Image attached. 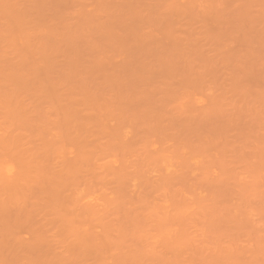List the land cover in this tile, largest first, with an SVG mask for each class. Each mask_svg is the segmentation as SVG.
Segmentation results:
<instances>
[{
	"label": "rangeland",
	"instance_id": "obj_1",
	"mask_svg": "<svg viewBox=\"0 0 264 264\" xmlns=\"http://www.w3.org/2000/svg\"><path fill=\"white\" fill-rule=\"evenodd\" d=\"M37 1L0 0V264H264V0Z\"/></svg>",
	"mask_w": 264,
	"mask_h": 264
},
{
	"label": "bare ground",
	"instance_id": "obj_2",
	"mask_svg": "<svg viewBox=\"0 0 264 264\" xmlns=\"http://www.w3.org/2000/svg\"><path fill=\"white\" fill-rule=\"evenodd\" d=\"M35 1H36V0H35ZM38 1H39V0H38ZM38 1H37V2H38ZM54 1H56V0H54ZM63 1H64V0H63ZM63 1H62V2H63ZM81 1H82V0H81ZM85 1H86V0H83L82 2H85ZM87 1H88V0H87ZM39 2H40V1H39ZM49 2H50V1H49ZM76 2H77V1H76ZM79 2H80V1H79ZM40 3H41V2H40ZM40 3H39V4H40ZM60 3H61V2H60ZM42 4H43V3H42ZM49 4H51V3H49ZM57 4H58V3H57ZM74 4H75V3H74ZM80 4L82 5V3H80ZM80 4H79V5H80ZM114 4H116V1H115ZM40 5H41V4H40ZM44 5H45V4H44ZM79 5H78V6H79ZM46 6H47V2H46ZM48 6H49L50 8H52L51 6H56V5H48ZM73 6L75 7V6H77V5H73ZM11 7H12V6H11ZM55 8H56V7H55ZM55 8H54V10L56 11ZM66 8H68V7H66ZM45 9H47V11H48L49 8L46 7ZM76 11L78 12V10H76ZM19 12H20V10H19ZM19 12H18V14H20ZM27 13H28V12H27ZM78 13H79V12H78ZM28 15H29V14H28ZM77 15H78V17H79L80 14H77ZM98 15H99V13H98ZM100 15H101V13H100ZM86 16H87V15H86ZM101 16H102V15H101ZM109 16H110V15H109ZM5 17L7 18V16H4V19H5ZM81 17H82V16H81ZM94 17H95V16H94ZM94 17H93V18H94ZM98 17H100V16H98ZM98 17H97V18H98ZM102 17H104V16H102ZM110 17H113V15L110 16ZM110 17H109V18H110ZM117 17H118V16H117ZM83 18H84V16H83ZM119 18H120V17H119ZM9 19H10V17L8 18V20H9ZM101 19H102V18H101ZM111 19H112V18H111ZM116 19H117V18H116ZM5 20H6V19H5ZM8 20H7V22H8ZM10 20H11V19H10ZM84 20H87V18L84 19ZM94 20H96V18H95ZM118 20H120V19H118ZM92 21H93V20H92ZM97 21H98V20H97ZM97 21H95V22H97ZM99 21H101V20H99ZM105 21H106V20H105ZM113 22H114V21H113ZM117 22H118V21H117ZM125 22H126V21H125ZM87 23H88V21H87ZM92 23H93V22H92ZM100 23H101V22H100ZM120 23H122V21H121ZM59 24H60V23H59ZM111 24H112V23H111ZM118 24H119V23H118ZM61 25H62V22H61ZM103 25H104V24H103ZM123 25H124V24H123ZM126 25H127V24H126ZM96 26H97V25H96ZM100 26H101V25H100ZM61 27H63V26H61ZM97 27H98V29H100L99 26H97ZM97 27H96V28H97ZM101 28H102V26H101ZM60 29H61V28H60ZM62 29H63V28H62ZM62 29H61V30H62ZM74 29H75V28H74ZM102 30H103V29H102ZM102 30H101V31H102ZM62 31H63V30H62ZM73 31H74V30H73ZM76 31H77V30H76ZM98 32H100V30H97V33H98ZM99 34H100V33H99ZM77 35H78V33H77ZM43 36H44V35H43ZM79 36H80V35H78V37H79ZM81 36H83V35L81 34ZM45 37H46V36H45ZM72 37H73V36H72ZM258 38H260V37H258ZM74 39H75V38H74ZM81 39H83V37H81ZM86 39H87V38H86ZM42 40H43V38H42ZM83 40H84V39H83ZM75 41H76V40H75ZM80 41H81V40H80ZM6 45H8V44H6ZM3 46H5V44H4ZM8 46H9V45H8ZM42 46H43V45H40L39 47L41 48ZM39 47H38V48H39ZM49 47H50V46H49ZM149 47H150V46H149ZM154 47H155V46H154ZM154 47H153V48H154ZM5 48H6V46H5ZM5 48H4V50H5ZM8 48H9V47H8ZM38 48H37V49H38ZM43 48H45V47H43ZM161 48H162V47H161ZM163 49H164V48H163ZM168 49H169V48H168ZM173 49H174V48H173ZM174 50H175V49H174ZM174 50H173V51H174ZM54 51H55V49H54ZM134 51H135V50H134ZM134 51H133V52H134ZM137 51H138V50H137ZM137 51H136V52H137ZM166 51L168 52V50H166ZM57 52H58V51H57ZM136 52H135V54H136ZM167 52H165V53H166V56H168V55H167ZM58 53H59V52H58ZM148 53H150V52H148ZM160 53H162V51H161ZM169 53H170V52H169ZM137 54H138V53H137ZM155 54H156V53H155ZM163 54H164V53H163ZM151 55H152V54H151ZM151 55H150V56H151ZM164 55H165V54H164ZM172 56H174V55H171V56H169V57H172ZM136 57H138V56H136ZM148 58H149V55H148ZM6 59H7V58H6ZM171 59L174 60V58H171ZM202 60H203V59H202ZM200 61H201V60H200ZM0 62H4V60H3V61L0 60ZM175 62H176V61H175ZM183 62H184V61H183ZM189 62H191V61H189ZM202 63H203V62H202ZM1 64H2V68H3V64H4V63H1ZM58 64H59V63H58ZM74 64H75V63H74ZM181 64H182V63H181ZM190 64H191V63H189V65H190ZM193 64H194V61H193ZM59 65H60V64H59ZM184 66H185V64H184ZM191 66H192V64H191ZM56 67H57V66H56ZM196 67H197V66L195 65V68H196ZM54 68H55V67H54ZM71 68H72V67H71ZM177 68H178V67H177ZM92 69H93V68H92ZM94 69H95V68H94ZM94 69H93V70H94ZM188 69H189V68H188ZM193 69H194V68H193ZM61 70H62V69H61ZM64 70H65V69H64ZM64 70H63L62 72H64ZM71 70H72V69H71ZM165 70H167V69H165ZM5 71H6V70H5ZM5 71H4V72H5ZM89 71H91V70H89ZM89 71H88V72H89ZM210 71H211V70H210ZM51 72H52V71H51ZM58 72H59V71H58ZM62 72H61V73H62ZM80 72H81V70L78 72V75H81ZM5 73H6V72H5ZM7 73H8V72H7ZM7 73L5 74V76L7 75ZM61 73H60V74H61ZM83 73H84V72H83ZM89 73H92V72H89ZM94 73H95V72H94ZM94 73H92L91 75H93ZM179 73H180V72H179ZM9 74H10V72H9ZM9 74H8V75H9ZM12 74H13V73H12ZM51 74H52V73H51ZM57 74H58V73H57ZM63 74H64V73H63ZM63 74H62V75H63ZM180 74H181V73H180ZM182 74H183V73H182ZM190 74H191V73H190ZM190 74H189V75H190ZM3 75H4V73H3ZM8 75H7L6 77L9 78ZM32 75H33V74H32ZM64 75H67V74H66V71H65V74H64ZM85 75H86V73H85ZM85 75H84V76H85ZM89 75H90V74H89ZM95 75H96V74H95ZM97 75H98V74H97ZM37 76H38V75H37ZM37 76H35V77H37ZM68 76H69V74H68ZM98 76H99V75H98ZM1 77H2V76H1ZM27 77H28V76H27ZM35 77H34L33 80H35ZM45 77H46V76H45ZM79 77H81V76H79ZM85 77H86V76H85ZM138 77H139V76H138ZM10 78H11V74H10ZM12 78H13V77H12ZM12 78H11V79H12ZM18 78H19V77H18ZM81 78H82V77H81ZM81 78H80V80H81ZM87 78H88V75H87ZM87 78L84 79V81H89V80H88L89 78H88V79H87ZM96 78H97V76H96ZM3 79H4V78H3ZM5 79H6V78H5ZM20 79H21V77H20ZM45 79H46V78H45ZM45 79H44V80H45ZM82 79H83V78H82ZM90 79H91V77H90ZM141 79H142V78H141ZM145 79H146V78H144V80H145ZM6 80H7V79H6ZM16 80H17V77H16ZM26 80H27V79H25V81H26ZM30 80H31V82L33 81L31 78H30ZM142 80H143V79H142ZM142 80H140V82H141ZM144 80H143V81H144ZM0 81H1V79H0ZM3 81H4V80H3ZM14 81H15V79H14ZM14 81H13L12 83H15V85H16L17 83H16V81H15V82H14ZM23 81H24V80H23V78H22V81H20V82L22 83ZM25 81H24V82H25ZM42 81H43V80H42ZM138 81H139V80H138ZM4 82H8V80H7V81H4ZM18 82H19V81H18ZM20 82H19V83H20ZM28 82H30V81H28ZM28 82H27V85H29ZM82 82H83V81H82ZM34 83H35V81H34ZM36 83H37V80H36ZM36 83H35V84H36ZM38 83H39V81H38ZM4 84H5V83H4ZM9 84H11V83H9ZM22 84H24V83H22ZM22 84H21V85H22ZM30 84H32V83H30ZM45 84H46V83H45ZM139 84H140V83H139ZM12 85H13V84H12ZM17 85H18V84H17ZM27 85H26L25 87H27ZM8 86H9V85L7 84V86H5V87L7 88ZM10 86H11V85H10ZM13 86H14V85H13ZM18 86H19V85H18ZM18 86H17V87H18ZM12 88H13V87L11 86V89H12ZM18 88H19V87H18ZM20 88H22V86H21ZM23 88H24V87H23ZM16 89H17V88H16ZM12 90H13V89H12ZM0 92L2 93L1 89H0ZM4 92H5V91H4ZM1 93H0V94H1ZM1 96H2V95H1ZM6 96H7V94H6ZM4 97H5V94H4ZM5 98H7V97H5ZM5 98H4V99H5ZM11 98H12V97H11ZM8 99H10V98H8ZM11 101H12V100H9V102H11ZM187 112H188V111H187ZM187 112H186V113H187ZM8 118H9V117H8ZM10 119H11V118H10ZM182 119H183V117H182ZM94 126H95V125H94ZM11 127H12V126H11ZM77 127H78V126H77ZM97 127H98V126H97ZM100 127H101V126H100ZM66 128H67V127H66ZM64 129H65V127H64ZM101 129H102V128H101ZM101 129H100V130H101ZM75 130H76L75 132H77V129H75ZM70 131H71V130H70ZM72 131H73V130H72ZM79 131H80V130H79ZM81 131H83V130H81ZM81 131H80V132H81ZM101 131H102V130H101ZM101 131H100V132H101ZM75 132L73 131L74 134H75ZM87 133L90 134L89 132H87ZM180 133H181V132H180ZM180 133H178V134L180 135ZM185 133H186V132H185ZM76 134H77V133H76ZM78 134H79V133H78ZM81 134H82V133H81ZM70 135H73V134L70 133ZM82 135H85V134L83 133ZM184 135H185V134H184ZM184 135H183V136H184ZM76 137H77V136H76ZM74 138H75V137H74ZM31 139H32V137H31ZM75 139H76V138H75ZM32 140H33V139H32ZM54 140H55V139H54ZM30 141H31V140H30ZM34 141H35V140H34ZM34 141H32V142H34ZM72 141H73V140H72ZM72 141H71V142H72ZM36 142H37V141H36ZM36 142H34V143H36ZM32 144H33V143H32ZM83 146H84V145H83ZM87 146L90 147V145H87ZM44 147H45V145H44ZM36 148H37V147H36ZM40 148H42V147H40ZM103 148H104V147H103ZM104 151H107V150H104ZM84 153H85V152H84ZM84 153H83V154H84ZM55 154H56V153H55ZM52 155H54V153H52ZM56 155H57V154H56ZM56 155H54V156H56ZM86 155H87V152H86ZM86 155H85V156H86ZM44 156H46V155H44ZM40 157H41V156H40ZM43 158H44V157H43ZM54 158H55V157H54ZM56 158H57V159H60V158H58V157H56ZM86 158H88V157H86ZM38 159H39V158H38ZM62 159H63V157H62ZM84 159H85V158H84ZM44 160H45V159H43V160L41 159V161H44ZM69 160H70V159H69ZM41 161H40V163H41ZM63 161H66V159L63 160ZM38 162H39V161H38ZM53 162H54V159H53ZM58 162H59V161H58ZM56 163H57V162H55V164H56ZM59 163H60V162H59ZM59 163H58V164H59ZM60 164H61V163H60ZM72 164H73V163H72ZM75 165H76V164H75ZM47 168H48V167H47ZM47 168H45V169H47ZM49 169H50V168H49ZM41 171H42V170H41ZM42 172H43V171H42ZM35 173H36V172H35ZM35 173H34V174H35ZM37 175H39V174L37 173ZM37 175H36V176H37ZM40 176H41V177H42V176L44 177L43 174H42V175L40 174ZM46 176L49 177L48 175H45L44 178H46ZM51 177H52V176H51ZM58 177H59V176H58ZM37 178H38V177H37ZM49 178H50V177H49ZM61 179H62V178H61ZM61 179H60V177H59V180H61ZM64 179L66 180V178H64ZM68 179H69V178H68ZM55 180H56V178H55ZM57 180H58V179H57ZM59 180H58V181H59ZM49 181H50V180H49ZM62 181H63V180H62ZM70 181H71V180L68 181V184L71 183V185H72V182H74V181H71V182H70ZM65 182H66V181H65ZM147 183L151 185V182H150V183L147 182ZM147 183H146V184H147ZM58 184H59V183H58ZM63 184H64V182H63ZM63 184H62V185H63ZM74 184H75V183H74ZM119 184H120V183H119ZM148 184H147V185H148ZM54 185H55V183H54ZM54 185L52 184V186H54ZM56 185H57V184H56ZM62 185H61V186H62ZM122 185H123V183H122ZM41 186H43V185H41ZM52 186H51V189H52V188H55V187H52ZM64 186H67V185L64 184ZM64 186H62V187H64ZM148 186H149V185H148ZM44 187H45V185H44ZM57 187H58V185H57ZM57 187L55 188L56 190H57ZM62 187H61V188H62ZM71 188H72V187H71ZM149 188H150V187H149ZM29 189H30V188H29ZM39 189H40V188H39ZM51 189H50V191H51ZM31 190H34V189L31 188ZM40 190H42V189H40ZM45 190H46V189H45ZM45 190H43V192H44ZM48 190H49V187L47 186V191H48ZM60 190H61V189H60ZM70 190H71V189H70ZM34 191H35V190H34ZM34 191H32V193H33ZM54 191H55V190H52L51 193L54 194V195H56V194L54 193ZM58 191H59V188H58ZM58 191H56V192H58ZM36 192H38V191L36 190ZM40 192H41V191H40ZM60 192H61V191H60ZM68 192H69V191H68ZM21 193H22V192H21ZM38 193H39V192H38ZM51 193H50V194H51ZM24 194H26V193H24ZM34 194H35V193H34ZM34 194H33V195H34ZM36 194H37V193H36ZM52 194H51V195H52ZM65 195H66V193H65ZM38 196H40V195H38ZM44 196H45V195H44ZM49 196H50V195H49ZM58 196L60 197L59 194H58ZM61 196H62V193H61ZM33 197H34V196H33ZM42 197H43V194H42ZM56 197H57V196H56ZM38 198H39V197H38ZM52 198H54V197H52ZM61 198H62V197H61ZM65 198H67V197H65ZM65 198H64V195H63V199H65ZM147 198H148V197H147ZM261 198H262V196H261ZM263 198H264V197H263ZM41 199H44V197L41 198ZM41 199H40V200H41ZM57 199H59V198H57ZM63 199H61V200L63 201ZM259 199H260V198H258V201H259ZM44 200H45V199H44ZM55 200H56V199H55ZM59 200H60V199H59ZM67 200H68V199H67ZM67 200H66V201H67ZM56 201H57V200H56ZM56 201H55V202H56ZM260 201H262V200L260 199ZM141 202H142V201H141ZM141 202H140V203H141ZM50 203H51V202H50ZM57 203H58V201H57ZM143 203L145 204L144 200H143ZM146 203H147V202H146ZM150 203H151V202H149V204H150ZM141 204H142V203H141ZM144 204H142V205L144 206ZM151 204H152V203H151ZM260 205H261V202H260ZM143 206H142L141 208H143L144 210L147 209V208L149 207V206H148L147 208H144ZM146 206H147V205H146ZM151 206H152V205H151ZM178 207H179V206H178ZM176 208H177V206H176ZM181 208H182V207H181ZM183 208H184V207H183ZM2 209H3V208H2ZM6 209H7V208H6ZM139 209H140V208H139ZM156 209L158 210V208H156ZM159 209L161 210V208H159ZM177 209H178V208H177ZM179 209H180V208H179ZM179 209H178V210H179ZM4 210H5V209H4ZM147 210H148V209H147ZM152 210H153V209H152ZM180 210H182V209H180ZM2 211H3V210H2ZM138 211H139V210H138ZM141 211H142V210H141ZM141 211H139V212H141ZM161 211H162V210H161ZM172 211H173V209H172ZM176 211H177V210H176ZM183 211H184V210H183ZM262 211L264 212V209L261 210L260 212H262ZM5 212H6V210H5ZM143 212H144V211H143ZM153 212H154V211H153ZM153 212L151 211V213H153ZM181 212H182V211H181ZM263 212H262V215H263ZM3 213H4V211H3ZM145 213H147V212H145ZM155 213H156V212H155ZM159 213H160V212H159ZM159 213H158V214H159ZM141 214H142V213H141ZM148 214H150V213L148 212ZM161 214H162V213H161ZM58 215H59V214H58ZM145 215H146V214H145ZM155 215H156V214H155ZM130 216H132V214H131ZM130 216H129V217H130ZM147 216H148V215H147ZM156 216H157V215H156ZM161 216L164 217V215H161ZM161 216H160V221H162V220H161ZM217 216H218V215H217ZM220 216H221V215H220ZM67 217H68V216H67ZM163 217H162V218H163ZM218 217H219V216H218ZM59 218H60V215H59ZM63 218H65V217L63 216ZM124 218H125V217H124ZM130 218L133 219V217H130ZM158 218H159V217H158ZM167 218H168V216H167ZM171 218H172V217H171ZM126 219H127V218H125L124 220H125V221H128V220H126ZM128 219H129V218H128ZM138 219H139V217H138ZM154 219H157V218H154ZM154 219H153V220H154ZM218 219H219V218H218ZM124 220H123V221H124ZM129 220H130V219H129ZM150 220H152V219H150ZM222 220H223V219H222ZM222 220H221V221H222ZM68 221H70V220L68 219ZM218 221H219V220H218ZM100 223H101V222H100ZM100 223H99V225H100ZM161 223H162V222H161ZM167 223H168V222H167ZM208 223H209V222H208ZM66 224H67V221H66ZM70 224H71V223H70ZM70 224H68V225H70ZM101 224H102V223H101ZM152 224H154V223L152 222ZM162 225H163V224H162ZM168 225H169V224H168ZM185 225H186V223H185ZM66 226H67V225H66ZM71 226H72V225H71ZM104 227H105V226H104ZM100 228H102L101 225H100ZM69 229H70V228H69ZM119 229H120V228H119ZM117 230H118V229H117ZM120 230H121V229H120ZM111 231H112V230H111ZM113 231H114V230H113ZM188 231L190 232V230H188ZM40 232H41V231H40ZM107 232H108V231H107ZM107 232H106V233H107ZM202 232H203V231H202ZM202 232H201V234H202ZM103 233H104V232H103ZM109 233H110V232H109ZM205 233H206V232H205ZM159 235H160V234H159ZM171 236H172V235H171ZM200 236H201V235H200ZM204 236H205V235H204ZM152 237H153V236H152ZM152 237H151V238H152ZM206 237H207V236H206ZM202 238H203V237H202ZM82 239H83V238H82ZM152 239H153V238H152ZM161 239H162V241L164 240L162 237H161ZM85 240H86V239H85ZM179 240H180V239H178L177 241L179 242L178 244L180 245L181 242H180ZM204 240H205V239H204ZM22 241H23V239H22ZM160 241H161V240H160ZM177 241H176V242H177ZM205 241H206V240H205ZM42 242H43V241H42ZM82 242H84V241L82 240ZM90 242H91V241H90ZM156 242H157V241H156ZM156 242H155V243H156ZM190 242H191V241H190ZM192 242H194V241H192ZM200 242H201V241H200ZM6 243H7V242H6ZM45 243H47V242H45ZM188 243H189V242H187V244H188ZM197 243H199V242H197ZM201 243H203V242H201ZM201 243H200V244H201ZM14 244H15V243H12L11 245L13 246ZM17 244H18V243H16V246H17ZM48 244H49V242H48ZM89 244H90V243H89ZM151 244H152V243H151ZM151 244H150V245H151ZM176 244H177V243H176ZM3 245H4V244H3ZM7 245H8V243H7ZM31 245H32V244H31ZM85 245H86V244H85ZM85 245H84V246H85ZM153 245H154V243H153ZM155 245H156V244H155ZM195 245H196V244H195ZM54 246H55V245H54ZM79 246H80V245H79ZM87 246H88V245H87ZM87 246L85 247L86 249H87ZM92 246H94V244H92ZM92 246H91V250L94 248V247L92 248ZM156 246H158V243H157ZM189 246H190V245H189ZM189 246H188V248H190ZM3 247H4V246H3ZM159 247H160V244H159ZM179 247H182V246L180 245ZM191 247H192V246H191ZM29 248H30V247L28 246V249H29ZM161 248H162V247H161ZM174 248H175V247H174ZM176 248H177V246H176ZM3 249H5V247H4ZM8 249H9V246H8ZM8 249H7V246H6V250H5V251L8 252ZM54 249L56 250V248H54ZM157 249H158V248H157ZM162 249H163V248H162ZM165 249H166V248H165ZM178 249H179V248H177V250H178ZM180 249H181V248H180ZM183 249H184V248H183ZM13 250H16V249H13ZM13 250H12V251H13ZM30 250H31V249H30ZM93 250H94V249H93ZM160 250H161V249H160ZM177 250H176V251H177ZM51 251L54 252V250H51ZM61 251H62V250H61ZM86 251H88V250H86ZM149 251H150V250H149ZM149 251H147V252L150 253ZM153 251H154V250H153ZM158 251H159V250H158ZM13 252H14V251H13ZM52 252H50V253H52ZM47 253H48V252H47ZM60 253H61V252H60ZM161 253H163V252L161 251ZM173 253H174V252H173ZM151 254H152V252H151ZM155 254H156V250H155ZM230 254H232V253H230ZM230 254H227V255H229V257H227V255H226V258L229 259L230 256H231ZM57 255H58V254H57ZM59 255H61V254H59ZM148 255H149V254H148ZM161 255H162V254H161ZM167 255H168V254H167ZM183 255H184V254H183ZM256 255H257V254H256ZM52 256H54V255H52ZM107 256H108V255H107ZM177 256H178V255H177ZM232 256H233V258H234L235 254H233ZM72 257H73V256H72ZM103 257H104V256H103ZM103 257H102V259H103ZM109 257H111V256H109ZM115 257H118V258H119L120 256H115ZM155 257H157V256L155 255ZM155 257H154V258H155ZM164 257H165V255H164ZM164 257H163V262H162V263H165V262H164V259H165ZM167 257H168V256H167ZM182 257H183V256H182ZM75 258H76V257H75ZM106 258H107V257H106ZM111 258L113 259V257H111ZM151 258H152V257H151ZM157 258H158V257H157ZM159 258H160V257H159ZM171 258H172V257H171ZM184 258L186 259V257H184ZM251 258H252V257H251ZM255 258H256V257H255ZM52 259H55V258H52ZM56 259H57V257H56ZM56 259H55V260H56ZM65 259H67V258H65ZM65 259H64V260H65ZM76 259H77V258H76ZM76 259H75V260L73 259V260L76 262ZM120 259H121V258H119V260H120ZM185 259H184V261H185ZM55 260H52V261H55ZM57 260H58V259H57ZM73 260H71V261H73ZM104 260H105V257H104ZM104 260H101L102 263H103ZM107 260H108V259H107ZM119 260H117V261H119ZM153 260H154V259H153ZM167 260H168V259H167ZM250 260H251V259H250ZM66 261H68V260H66ZM81 261H82V260H81ZM113 261H114V260H113ZM115 261H116V260H115ZM159 261H160V260H159ZM161 261H162V260H161ZM169 261H171V260H168V261H167L168 264H169ZM58 262H61V263H62V259H61L60 261H58ZM75 262H72V263H75ZM105 262H107V261H105ZM63 263L65 264L66 262L63 261ZM80 263H81V262H80ZM107 263L110 264L109 262H107ZM112 263H113V264H116L117 262H112ZM118 263H119V262H118ZM170 263H171V264H172V263L174 264V262H170ZM208 263H209V262H208ZM208 263H207V264H208ZM87 264H88V263H87ZM95 264H96V263H95ZM98 264H99V263H98ZM100 264H101V263H100ZM156 264H157V263H156Z\"/></svg>",
	"mask_w": 264,
	"mask_h": 264
}]
</instances>
